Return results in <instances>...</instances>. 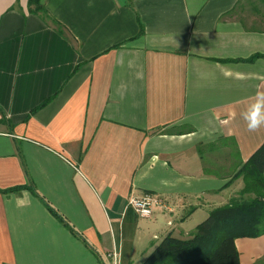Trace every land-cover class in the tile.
Instances as JSON below:
<instances>
[{
	"label": "crops",
	"instance_id": "obj_1",
	"mask_svg": "<svg viewBox=\"0 0 264 264\" xmlns=\"http://www.w3.org/2000/svg\"><path fill=\"white\" fill-rule=\"evenodd\" d=\"M258 1L42 0L48 18L0 0V190L22 188L0 193V264H141L239 197L264 144L245 119L264 92V58L246 61L264 56ZM145 194L163 203L148 219L129 205ZM236 246L264 258V236Z\"/></svg>",
	"mask_w": 264,
	"mask_h": 264
},
{
	"label": "trees",
	"instance_id": "obj_2",
	"mask_svg": "<svg viewBox=\"0 0 264 264\" xmlns=\"http://www.w3.org/2000/svg\"><path fill=\"white\" fill-rule=\"evenodd\" d=\"M29 11L49 18L42 0H29ZM140 26L142 34L141 23ZM260 58L264 56L255 55L246 61L253 62ZM236 177H243L245 185L238 198L211 211L191 233L190 238L180 239L172 235L165 237L145 256L141 264H241L236 240L264 236V144ZM21 189L0 190V193L18 192ZM29 190L74 236L83 240L81 234L39 196L34 185Z\"/></svg>",
	"mask_w": 264,
	"mask_h": 264
},
{
	"label": "built area",
	"instance_id": "obj_3",
	"mask_svg": "<svg viewBox=\"0 0 264 264\" xmlns=\"http://www.w3.org/2000/svg\"><path fill=\"white\" fill-rule=\"evenodd\" d=\"M130 207L133 208L135 213L143 219L151 218L157 206H163L162 201L154 195L145 194L142 197L131 198L129 202ZM108 259H112L113 264L118 263L117 254H110Z\"/></svg>",
	"mask_w": 264,
	"mask_h": 264
},
{
	"label": "clouds",
	"instance_id": "obj_4",
	"mask_svg": "<svg viewBox=\"0 0 264 264\" xmlns=\"http://www.w3.org/2000/svg\"><path fill=\"white\" fill-rule=\"evenodd\" d=\"M249 130H256L264 123V92H257L256 102L252 104L245 114Z\"/></svg>",
	"mask_w": 264,
	"mask_h": 264
},
{
	"label": "rangeland",
	"instance_id": "obj_5",
	"mask_svg": "<svg viewBox=\"0 0 264 264\" xmlns=\"http://www.w3.org/2000/svg\"><path fill=\"white\" fill-rule=\"evenodd\" d=\"M252 1H253V3H259L258 0L257 1L252 0ZM243 6L244 7H240L236 11V13H235L236 18L243 21L247 26H252L253 22L254 23L257 22V21H255V19H253L254 13L252 11V7L249 4H247L246 2L244 3ZM257 6H259L260 9L264 12V6H262L261 4H259V5L257 4ZM255 264H264V258L259 259L258 261L255 262Z\"/></svg>",
	"mask_w": 264,
	"mask_h": 264
}]
</instances>
